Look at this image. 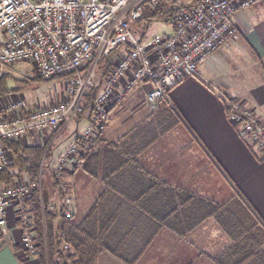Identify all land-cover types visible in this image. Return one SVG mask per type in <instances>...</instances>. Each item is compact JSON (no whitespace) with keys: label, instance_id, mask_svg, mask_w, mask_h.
Instances as JSON below:
<instances>
[{"label":"crops","instance_id":"1","mask_svg":"<svg viewBox=\"0 0 264 264\" xmlns=\"http://www.w3.org/2000/svg\"><path fill=\"white\" fill-rule=\"evenodd\" d=\"M234 22L239 40L212 53L195 76L169 90L167 100L150 103L151 86L134 87L110 110L105 130L79 145L82 165L67 173L75 178L78 203L82 193L92 202L73 223L85 218V225L100 228L109 222L105 239L147 228L149 244H137L132 256L142 264H264V244H238L232 226L223 230L232 217L236 220L237 212L229 207L235 201L250 217L252 229L264 235V158L226 117L227 102L237 103L264 124V0L236 13ZM88 120L87 114L67 118L59 129L29 134L22 144L51 146V159L56 160L65 150L63 140L68 147ZM219 182L228 186L230 200ZM48 196L55 206V192ZM92 206L94 215L88 218ZM172 210L177 220L171 225L164 217L173 216ZM206 223L213 227L206 238L216 237L222 244L189 240ZM7 224L0 264H36L34 256L23 254L12 208ZM164 232L176 237L174 244H154ZM120 243L99 245L112 257L103 264H124L132 244Z\"/></svg>","mask_w":264,"mask_h":264},{"label":"built area","instance_id":"2","mask_svg":"<svg viewBox=\"0 0 264 264\" xmlns=\"http://www.w3.org/2000/svg\"><path fill=\"white\" fill-rule=\"evenodd\" d=\"M259 1L198 0L194 6L178 8L169 18L170 35H154L139 42L131 24L140 18L144 6L155 8L160 0H0V77L21 63L30 65L32 73L45 80L72 74L66 81L63 102L30 107L21 97L2 96L0 140L23 143L29 134L57 130L67 118L80 116L84 97L94 84L96 66L117 54L95 96L88 122L57 157L53 172L62 178L68 167L81 164L76 141L88 143L101 134L110 110L120 106L134 87L148 83L150 103L167 100L169 90L195 76L212 53L239 40L235 14ZM89 63V70L84 71ZM226 117L264 158V125L235 103L227 102ZM12 162L11 153L0 144V171ZM57 186L63 215L72 218L73 193L62 179ZM31 188L22 176L9 190L0 191V246L8 238L7 218L12 208L20 223V246L29 257L34 254L35 229L23 201Z\"/></svg>","mask_w":264,"mask_h":264},{"label":"trees","instance_id":"3","mask_svg":"<svg viewBox=\"0 0 264 264\" xmlns=\"http://www.w3.org/2000/svg\"><path fill=\"white\" fill-rule=\"evenodd\" d=\"M197 1L160 0L155 8L144 6L140 18L132 22L131 30L139 42H143L146 40L145 32L152 22L168 23L169 18L178 8L194 6ZM111 56L99 62V64L104 62L99 73V83L97 86L94 85L84 97L83 113L81 115L87 114L90 116L92 114L94 99L101 82L113 67V62L109 61ZM90 66L91 63L84 68V71L89 70ZM60 77L68 81L72 74ZM7 79H9L7 73L2 74L0 77V96L12 92L7 87ZM34 79L41 78L35 76ZM76 143L80 145L79 142L76 141ZM0 144L13 157L12 164L0 171V191L9 190L16 179L22 176H25L32 186L30 195L23 201V206L31 217V226L35 229L33 256L36 264H93V256L100 250L99 245L103 244L102 240L106 238L110 230V223L107 222L102 227L95 228L85 225V218L77 225L71 222V218H65L63 215L62 193L57 186L61 178H57L53 170L49 172L50 183L52 192H55L59 203L55 206L49 203L44 195L42 174L43 169L48 167L52 148L46 145L24 146L21 142L7 140H0ZM182 203L183 207H187L188 203L186 201ZM171 213L173 215L175 210H172ZM86 215L88 218L93 217L94 206L88 210ZM164 219H168L172 225L177 220V216H166ZM164 222L166 223V221ZM223 230L224 232L230 231L228 226ZM255 231H246L247 233L243 234L250 237L248 240L240 234L238 244H257V241L258 244H264V235L261 233L262 236L257 237ZM64 245H69L72 253L65 252L62 248ZM96 247L98 249H95ZM114 256L118 259L116 253Z\"/></svg>","mask_w":264,"mask_h":264},{"label":"rangeland","instance_id":"4","mask_svg":"<svg viewBox=\"0 0 264 264\" xmlns=\"http://www.w3.org/2000/svg\"><path fill=\"white\" fill-rule=\"evenodd\" d=\"M172 33V28L169 24L167 23H160V22H152L147 31L145 32V36L146 38H150L154 35H160V34H166V35H170ZM117 55V54H116ZM116 55H112L109 58V61L114 63L117 61L118 56ZM103 63L98 64V66H96L95 70H94V76H93V87L94 85L97 86V84L99 83V73L101 70V67L103 66ZM9 75V79H7V87L12 90V92L10 93H6L2 96H14V97H21L22 99H24V101L27 103L28 106L30 107H44V106H48L51 104H56L59 102H63L65 100L66 97V81L64 80V78L62 77H56L50 80H45V79H34L35 75L32 73V68L30 67V65L26 64V63H21L15 66H12L7 72ZM92 87V88H93ZM102 87H99L98 91H101ZM88 94V93H87ZM2 96H0V101H2ZM237 104V103H235ZM239 105V104H237ZM240 106V105H239ZM242 108V107H241ZM257 118V117H256ZM259 121V120H258ZM260 122V121H259ZM261 124H263L262 122H260ZM264 125V124H263ZM56 130V129H55ZM54 130V131H55ZM67 139L63 140V142L61 143L62 145V151L63 149L67 148L68 145ZM51 147V146H49ZM82 153V152H80ZM82 156V154H79ZM79 156V159H81L82 157ZM52 155L49 158V166L47 168L43 169V184H44V195L46 197V199H48V195L49 192H52V187H51V183H50V176H49V172H51L54 169L55 166V162L57 160H53L51 159ZM51 163L52 167H51ZM82 165V161L81 164L78 165V168ZM76 167H68L67 170L65 171V173L62 176V181L64 183L65 186L69 187V191L72 192L73 194V198L75 199L74 201V208H75V213L74 216L71 218V222H77L81 217L84 211H86L90 204L92 202H90V199H88V193H82L80 195V198L82 200L78 201L76 200V193L73 187V181L75 182V178H71L70 179L67 177V173H71V171H73L74 169H76ZM208 169V168H207ZM79 174V171H78ZM214 181L216 183H218V178L217 176H214ZM84 185H86V183H83ZM221 185V192L228 195L227 198L230 200V193H228V186L220 183ZM217 187V186H215ZM94 188V185L93 187ZM86 189L83 188V190ZM88 190H90L88 188ZM56 205H58L59 200L56 196ZM235 201L232 203H230L231 205L229 206L232 212H237V216H236V220L234 217H232L231 220V224L228 225V227L232 226L231 232L235 233V235L239 236L240 234H244L246 233V231L248 232H252V221L250 219V217L245 213V211H242L240 206H235L234 205ZM78 207V208H77ZM79 209V211H78ZM244 210V209H243ZM78 211V212H77ZM79 213V214H78ZM235 221L238 223V226H236ZM201 228V227H200ZM123 229V227H122ZM147 229V228H146ZM145 228H142L140 231L138 232H133L131 233L130 231L125 232V233H119V235H114L112 236L110 239H103L102 243L103 244H117L119 241L121 243H126V244H132V252H130L129 250L126 251V253H130L127 254L125 257V261L124 264H142L137 260H134L135 258H133L132 256L135 254V249L137 244H149L148 240V230H146ZM213 227L211 225H207L206 223V228H202L200 229L198 232H196V234L190 236L189 240L191 241H195V243L197 242L198 244H217L216 241H218V239L215 237V239H213L212 241H210V238H206V235H208L209 233H213L212 231ZM121 230V229H120ZM212 231V232H210ZM216 235V233H215ZM255 236L260 237L262 236L261 232L258 233L255 231ZM214 238V237H213ZM113 239V240H112ZM182 239V238H181ZM108 240H112L109 241ZM174 241H176V237H174V235L169 234L167 232H164L162 234H158V236L154 239V244H174ZM221 242H224L223 240L218 241V244H222ZM120 243V244H121ZM243 244V243H242ZM102 245V244H101ZM68 247V249H65V247L62 246L63 250L68 253H72L71 247L69 245H66ZM98 249V248H97ZM135 249V250H134ZM98 253L96 254V257L94 258V260L96 261V263L93 264H103L105 261H110L112 259V257H110V253L107 252V248L103 249L102 246L100 248L99 251H97ZM23 254H26L25 252ZM132 261L138 262V263H134ZM132 262V263H131Z\"/></svg>","mask_w":264,"mask_h":264}]
</instances>
